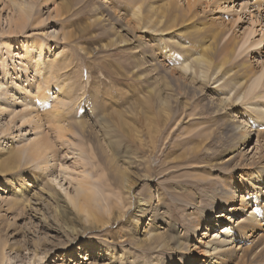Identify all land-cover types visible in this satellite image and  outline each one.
I'll return each mask as SVG.
<instances>
[{
	"label": "rangeland",
	"instance_id": "1",
	"mask_svg": "<svg viewBox=\"0 0 264 264\" xmlns=\"http://www.w3.org/2000/svg\"><path fill=\"white\" fill-rule=\"evenodd\" d=\"M30 1L25 15L0 0L2 264H211L206 242L254 209L231 218L238 205L225 204L226 213L205 215L210 202L239 195L250 175L264 173V121L250 127L245 110L264 106V0L195 3L196 18L221 31L194 41L196 49L230 41L225 58H211L217 68L197 78L189 68L172 72L167 48L160 53L192 44L190 31L189 39L174 34L195 20L184 23L187 0H143L144 14L183 15L162 35L131 18L136 0H17ZM231 76L244 79L222 89ZM241 125L249 138L230 154L226 142L237 143ZM35 141L46 148L40 158L30 154ZM183 152L184 162L176 159ZM121 175L134 181L129 191L116 184ZM17 184L27 187L20 193ZM80 188L90 201L77 200L78 211L70 199ZM257 203L264 207V194ZM224 215L231 221L205 236ZM203 216L210 221L200 225ZM212 262L264 264V225Z\"/></svg>",
	"mask_w": 264,
	"mask_h": 264
},
{
	"label": "bare ground",
	"instance_id": "2",
	"mask_svg": "<svg viewBox=\"0 0 264 264\" xmlns=\"http://www.w3.org/2000/svg\"><path fill=\"white\" fill-rule=\"evenodd\" d=\"M20 1H22V0H20ZM197 1H199V0H195L193 3H190V0H187V6H186V9L184 10V23H187L188 21H191V20H194V19L195 20L193 22H191V24L189 23L187 26H184L185 27L184 28V33L182 31H178V30L176 31V33H174V34L181 35V36L184 35V39L185 38L187 39V37L189 39L190 36H192V34L187 36L188 31L193 33L194 35L192 36V38H190L191 39L190 42L192 44H189L188 41L184 40V41H186L189 44L188 45L189 47H184V48L180 47L179 50L178 49L176 50L177 47L174 48V46H171L170 43H168L167 45L165 44L164 40L167 41L168 38L171 39L172 38L171 35H168L166 39H162V37H160V39L163 40V44H165L164 46H162V49H161L162 51H160V53L162 54L163 51L167 48L166 51H164V52L166 53L165 54L166 60L167 59H172V61L169 62V64L172 66V72L178 70L181 74H183L184 76H187L186 69L189 68V71L194 74L193 76H195V78H197V76L200 75L201 73H204V71L207 72L209 69L213 70V69L217 68L218 63L211 62V58L215 54L222 56V58H225L230 52V50H229L230 41H228L226 44H224L219 49V51L218 50H214V48H212L211 52L209 53L208 50H210L211 47H215L216 48V46H214L212 44L208 45V43H207L208 46H203L202 45V48H199L201 50L196 49V45H195L194 41L199 43V44L201 42L204 43L205 42L204 41L205 38H206V41L209 40V38L207 40V37H211L212 40L213 39L216 40V37L219 36V33H221V31H218V26L210 27L212 24H214V22L210 23V24L209 23L207 24L206 21L196 18L197 14H196V10H195V3ZM259 1L260 0H258V2ZM12 3L14 5H16L18 7V9L23 14L27 15L28 13H26V12H27L28 9L31 8V5H32L33 2L30 1L29 5L26 6V7L22 6V4L17 2V0H12ZM84 3H86V2H84ZM134 3L138 4V6H137V9L133 12V15L131 16V18L133 17L134 21L138 25H141L140 27H143L144 24H145L144 27H146V24L148 23L149 25H151L148 28L154 30L155 33L158 32L159 35H162L163 32L169 31L170 29H172L176 25V23H175L176 21H179L180 23L183 21V17H181L183 15H181V16L177 15L176 13H174L173 9H170L167 13H165L164 11H160L159 12L158 8H154V9H152L150 11L146 10L147 12H146V14H144V12H143L144 10L142 8L143 4H144V1L143 0H136ZM259 3H260V5H262L261 3H263V2H259ZM154 10L158 11L159 14H156V16L153 17V15L155 14ZM165 16L168 17V20L162 26L161 19L163 17L165 18ZM160 22H161V26L159 27ZM180 28L181 27H179V30L182 29V28L181 29ZM178 39H179V37H178ZM182 42H183V40H182ZM186 42H184V46L187 45ZM181 46H183V45H181ZM158 47L159 46L155 45L152 48H150V50H149L150 51V55H153L154 51L158 50V49H156ZM129 56H130V54L128 56H126L125 58H123V59H126ZM163 56L164 55H162V57ZM189 59H191V60H189ZM137 64H138V61L135 60V61H133L132 66H137ZM203 68H204V70H202ZM225 73H227V72H225ZM243 77H234V76L229 77L227 79V81H225L222 84L223 85L222 89H224V90L233 89L235 84L240 83L242 81V79H244ZM236 92H237V95H238L241 91L239 90V91H236ZM232 100L230 101L231 103L229 105L233 106L235 102L233 103ZM248 104L249 105L245 109L246 113L251 118V121H254L253 125L250 126V127H258L264 121V106L262 104H260V103H255V102L252 103V104L251 103H248ZM193 105H196V104H193ZM261 107H262V109H261ZM194 108H196V106ZM201 114H202V111L197 113V115H201ZM189 115H190V113L188 114V117H189ZM222 117L223 116H221V119H222ZM170 118H168V119H170ZM197 120H200V119L198 118ZM167 121L168 120L166 119L164 124H163V128L170 125V124L166 123ZM259 123H261V124H259ZM248 132H249V129L248 128L246 129L245 126L241 125L239 127V130L237 129V133H235V135L237 134V137H238L237 143L234 144V142H231V141L230 142H226V144L232 145L230 154H233L237 149H240V147L244 144L243 143V139H248L249 138ZM206 133L207 132H205V134ZM207 134L209 136L211 134V132L207 133ZM123 137H125V136H123ZM203 138L204 139L206 138V136L204 137V134H203ZM150 139H152L151 135H150ZM221 139H222V137H221ZM181 143L184 144V139H182ZM219 144H220V146H223V145H225V142L224 141H220ZM154 145H155V141L152 140L151 141V145H150L152 147L151 153H153L152 151L155 149ZM118 147H119V145H118ZM218 148H220V147H218ZM125 149H127V148H125ZM44 150H46V148L43 149L42 144L39 141H35V142H33V146L30 149V154L32 155L33 158H40L43 155H45V154H43ZM167 153H169V154L166 155ZM171 153H172L171 150L166 152L165 153L166 156L164 155V158L165 157H169L171 155ZM235 155H233V157H235ZM176 159H182V161L184 162V152L180 156L176 157ZM182 161H179L178 163L182 164L183 163ZM119 179H120L119 181L116 180L118 182L116 184H120V186L122 185V187L124 189H126V191H129L130 188L134 185L133 184L134 181L133 182L129 181V178L127 179V177L124 176V175H121L119 177ZM181 182L184 183V180L181 181ZM246 182H247V188L244 189V190H241L239 195L229 193V194H226L224 197L220 198L218 203L217 202H213V201L210 202L211 200L208 201V202H210V204H212V206H210L208 208L209 210L206 209L208 211L205 212V215L208 214L209 211L212 212L214 209H216V207L220 208V211L222 213L223 212L226 213L225 210H227V209L225 207V204H229L230 206L238 205L237 209H234V210L230 209V211H234V212H230L229 211L231 213V216H229V217H231V218L234 217L236 214L237 215L240 214L241 211H245V214H246V212L248 210H253L254 209V212L253 211L249 212V214L246 215L244 217V219H241L238 222V225H239L238 228L231 227V225L228 224L227 226L224 227L223 231L219 230V232H217V234L214 235L213 239H210V240H208L206 242V245H204V247L210 246V249H208V250L204 249V254H209V255L212 256V258H211V260L209 262L211 264H214V262H212V260H213L214 257L217 256V254H221V253H224L225 251L230 250V247L234 243H240L241 241H243L245 239V237H246V234H248V233L252 234L254 230H256L259 227L264 225V207L259 206L258 203H257V199L261 195L264 194V173H258V175H256V173L252 174V175L249 176V179ZM9 184L11 185V187L14 186V183H12V182H10ZM17 185H18V191L20 193H22V191L27 187V186H22V185H19V184H17ZM256 185H257L256 193L253 194V191L255 190ZM213 188L215 189V187H213ZM213 192L214 191H212V194H213ZM250 192H252L253 195L251 194L252 197L248 198V196H250ZM77 200L79 202H81L82 205H84V203L90 201V197L88 196V194L85 192L84 189L80 188V190H78V192H77V197L74 198V199H70V201L72 202L73 206L76 207V210L81 211L79 203H77ZM250 202L253 203V207L252 208L250 207V204H249ZM86 215H87V217H91V216H92V218L95 217V213H92L91 216L89 214H87V213H86ZM222 216L223 215H219L216 218H220ZM229 217L227 215H224L223 220H221L220 222L217 221V223H214V225H211V227L208 228V229L206 228L205 229L206 231L204 233L205 236L207 234V230L213 229V227H216V226L218 227V226L222 225L225 221H231V218H229ZM202 220H203V222H201L200 225L206 224V222L210 221L209 218H207V220H206L205 216H203ZM229 234H231V237H229ZM2 252H3V250H2V247L0 245V264H2V262H3L2 261V257H1ZM181 264H192V261L191 260H185Z\"/></svg>",
	"mask_w": 264,
	"mask_h": 264
}]
</instances>
